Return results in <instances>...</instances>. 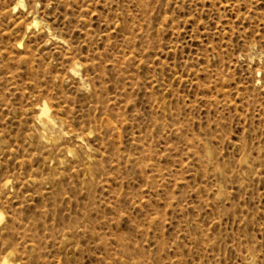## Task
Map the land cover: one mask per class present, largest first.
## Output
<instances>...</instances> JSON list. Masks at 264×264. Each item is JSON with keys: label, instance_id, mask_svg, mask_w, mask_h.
Listing matches in <instances>:
<instances>
[{"label": "rangeland", "instance_id": "1", "mask_svg": "<svg viewBox=\"0 0 264 264\" xmlns=\"http://www.w3.org/2000/svg\"><path fill=\"white\" fill-rule=\"evenodd\" d=\"M0 264H264V0H0Z\"/></svg>", "mask_w": 264, "mask_h": 264}, {"label": "bare ground", "instance_id": "2", "mask_svg": "<svg viewBox=\"0 0 264 264\" xmlns=\"http://www.w3.org/2000/svg\"><path fill=\"white\" fill-rule=\"evenodd\" d=\"M41 111H42L43 115H47V108L46 107H44Z\"/></svg>", "mask_w": 264, "mask_h": 264}]
</instances>
